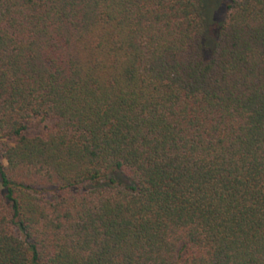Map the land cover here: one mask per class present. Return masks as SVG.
Wrapping results in <instances>:
<instances>
[{
    "label": "trees",
    "instance_id": "obj_1",
    "mask_svg": "<svg viewBox=\"0 0 264 264\" xmlns=\"http://www.w3.org/2000/svg\"><path fill=\"white\" fill-rule=\"evenodd\" d=\"M0 0V264H264V0Z\"/></svg>",
    "mask_w": 264,
    "mask_h": 264
},
{
    "label": "rangeland",
    "instance_id": "obj_2",
    "mask_svg": "<svg viewBox=\"0 0 264 264\" xmlns=\"http://www.w3.org/2000/svg\"><path fill=\"white\" fill-rule=\"evenodd\" d=\"M212 2L209 1V6H208V15H209V20H208V32L210 34H213V31L217 24L220 22L222 15H223V3H225V0H222L219 4L218 8H212Z\"/></svg>",
    "mask_w": 264,
    "mask_h": 264
}]
</instances>
